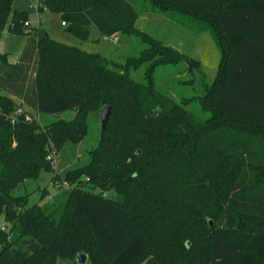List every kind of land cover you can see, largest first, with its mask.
Segmentation results:
<instances>
[{"label": "trees", "instance_id": "1", "mask_svg": "<svg viewBox=\"0 0 264 264\" xmlns=\"http://www.w3.org/2000/svg\"><path fill=\"white\" fill-rule=\"evenodd\" d=\"M143 1L215 39L222 63L202 102L207 121L155 89L158 68L199 62L139 32L132 0L38 1L82 42L92 32L138 36L144 49L123 64L44 31L30 35L27 13L0 0V39L5 30L28 37L18 64L0 55V264H57L79 253L89 264H264V0ZM141 67L143 84L131 78ZM17 105L75 117L41 127L32 115L11 120ZM105 106L106 131L91 163L65 174V193L30 207L13 196L53 172L47 157L80 143L90 111Z\"/></svg>", "mask_w": 264, "mask_h": 264}, {"label": "rangeland", "instance_id": "2", "mask_svg": "<svg viewBox=\"0 0 264 264\" xmlns=\"http://www.w3.org/2000/svg\"><path fill=\"white\" fill-rule=\"evenodd\" d=\"M133 5L140 13L135 24L136 29L151 36L163 45L177 50L181 55H185L191 60L199 62L197 69H191L189 63L182 61L177 65H167L158 68L153 76L155 89L173 103L186 109L190 118L195 122H204L211 118V113L202 106L206 91L214 84L217 72L221 65V54L215 39L209 32L195 33L187 29L183 23L186 18L176 13H159L154 11L150 5L143 0H132ZM36 0H14L13 9L18 12L27 13L26 22L29 27H24V31L36 36L38 32L44 31L51 40L62 43L69 47H75L84 53L98 54L109 64H123L127 58L136 57L144 49L138 36L117 34L114 36H101L92 32L87 42L78 40L73 35H69L65 27H61V21L57 15H53L47 10L41 15V26L38 20L35 5ZM10 38L2 39L3 46L10 60L15 61L20 54V44L27 42V36L10 33ZM9 39V40H7ZM4 51V52H5ZM146 67H141L131 72V78L138 83H144V73ZM31 80L33 73L30 75ZM17 104V103H16ZM100 108L97 111H90L86 119L87 133L78 144L65 143L60 149L57 157L52 161L53 172H40L36 180L25 181L13 191V196L26 197L27 207L31 205L43 206L50 204L53 199L65 193L69 187L63 181L67 172L88 166L91 163L90 153L99 146L101 137ZM18 107L10 115L11 120L20 115ZM25 110L29 113L26 116L32 118L44 127L59 120L71 121L75 117L73 111H66L56 115L38 114L32 109ZM23 111V110H22ZM26 114V113H25ZM24 116V115H23ZM25 117V116H24ZM26 119V117H25ZM58 176L56 180H52ZM115 196L114 192H111ZM209 222L212 223L210 220ZM0 226L7 230V224L0 216ZM83 254V253H82ZM57 264H78L77 261H58ZM80 264V263H79ZM85 264H89L88 259Z\"/></svg>", "mask_w": 264, "mask_h": 264}, {"label": "crops", "instance_id": "3", "mask_svg": "<svg viewBox=\"0 0 264 264\" xmlns=\"http://www.w3.org/2000/svg\"><path fill=\"white\" fill-rule=\"evenodd\" d=\"M38 1L39 0H36V3H38ZM36 6H37V9H36ZM40 7V5H38V4H36L35 5V9H36V13H37V17H38V20H40V22L38 23L40 26H41V23H42V20H41V15H42V13L44 12V10L43 11H38V8ZM62 27V26H61ZM10 36V34L8 33V31H4L3 33H2V38L0 39V55H6L7 56V62L9 63V64H18L20 61H21V58L23 57V54L25 53L24 51H25V49H26V47L28 46V37H27V42H25V44L23 45H21L20 44V46H21V48H20V54H19V57L15 60V61H12V60H10V58H9V56H8V54L9 53H7L5 50H7L8 48L7 47H5V46H3V44H2V39L3 38H6V37H8V38H10L9 37ZM7 40H9V39H7ZM5 51V52H4ZM13 98V97H12ZM17 103H18V101H17ZM25 108L27 109V107H25V106H22V110H23V112L24 113H26V114H29L26 110H25ZM31 115V114H30Z\"/></svg>", "mask_w": 264, "mask_h": 264}, {"label": "water", "instance_id": "4", "mask_svg": "<svg viewBox=\"0 0 264 264\" xmlns=\"http://www.w3.org/2000/svg\"><path fill=\"white\" fill-rule=\"evenodd\" d=\"M45 38H48V35L44 33ZM100 127H101V131H106V126H107V122H108V118L111 114L110 112V107L109 106H105L100 110ZM209 225L212 226V223L209 222ZM77 263L79 264H85L87 261V256L85 254L79 253V255L76 258Z\"/></svg>", "mask_w": 264, "mask_h": 264}, {"label": "built area", "instance_id": "5", "mask_svg": "<svg viewBox=\"0 0 264 264\" xmlns=\"http://www.w3.org/2000/svg\"><path fill=\"white\" fill-rule=\"evenodd\" d=\"M36 9H37V6H36ZM29 26H30V23H29V22H25V27H29ZM61 26H62V27H65V23L62 22V23H61ZM18 113H19L20 115H24V116L26 117V120L29 119V117L26 116L27 114H25L22 110H19ZM54 159H55V156H54L53 153H51V154L47 157V160H50V161H56V160H54ZM0 229H1V230H4V227H3V226H0Z\"/></svg>", "mask_w": 264, "mask_h": 264}]
</instances>
